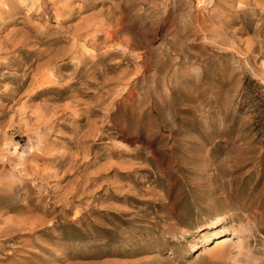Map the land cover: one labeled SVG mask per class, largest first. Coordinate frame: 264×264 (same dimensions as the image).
<instances>
[{"label": "rangeland", "instance_id": "1", "mask_svg": "<svg viewBox=\"0 0 264 264\" xmlns=\"http://www.w3.org/2000/svg\"><path fill=\"white\" fill-rule=\"evenodd\" d=\"M19 1L0 17V264H264V0ZM85 21L97 42L121 28L79 40L97 55L74 74Z\"/></svg>", "mask_w": 264, "mask_h": 264}, {"label": "bare ground", "instance_id": "2", "mask_svg": "<svg viewBox=\"0 0 264 264\" xmlns=\"http://www.w3.org/2000/svg\"><path fill=\"white\" fill-rule=\"evenodd\" d=\"M23 4V1H19V0H0V12H1V15L0 17L4 14H16V13H19L20 10H21V6ZM7 6V7H5ZM40 7V10H38L37 13H35L36 15H44V14H47L50 10V7L48 6V3H44L43 6H39ZM36 11V9H35ZM120 24H118V27L114 28V29H107L105 30V36L103 38L100 39V41L97 42L96 39H94V35H92L89 31L90 30H94V31H97V27H95L91 22H88V21H85L83 24L81 25H77L74 27V30L73 32L76 33V37L74 38L73 42L70 44V46L66 49V54L68 56H73V58H76L78 57V61L75 62L74 64V68H73V73L74 74H77L79 73V71H82L85 69V67L87 66V63L95 60V57H96V53H89V54H83L80 52V47H79V40H83V39H87V42H89L91 45H94V46H98V45H101V44H105L107 39H110V38H114V37H117V34L120 30ZM114 49V48H113ZM112 49V50H113ZM110 48L109 49H106L105 51V57L111 55V54H114L116 53L115 51H112ZM125 55H127V53H125ZM51 62V58H49L47 61H46V64H50ZM64 66H67V65H64ZM146 66H148V62L146 63ZM162 69V68H161ZM160 69V70H161ZM46 81H50L48 78H45L44 79ZM112 80L111 79H101L97 85H98V88H97V91H101L104 87V85L106 84H109ZM116 83H119V79H116L115 80ZM66 84H68V82H66ZM72 85V83L70 85H64L62 84V86H58L57 89L56 88H52L50 86H43L41 89H39L35 94L34 96L35 97H40L42 94L46 93V92H60L62 95L65 93V91L67 90V88H69L70 86ZM111 91L112 89L111 88H108L105 90V94L106 96H103L102 97V100H107L111 97ZM96 92V93H98ZM136 91L134 88H126V91H125V97L127 96L128 98L132 97L133 95H135ZM62 95H60L59 97H62ZM124 97V99H125ZM126 97V99H127ZM139 99L142 100V96L140 95L139 96ZM87 112L88 114H94V113H97L99 112V110H95V109H92V108H88L87 109ZM99 138H102L101 136H99ZM115 154H112V156H114ZM111 156V155H110ZM109 167V165H108ZM127 176V174H123V177ZM224 223L223 222H213L210 226L211 229L213 228H217L221 225V227ZM235 236V234H233L232 236H230V234H225V235H222L220 237H217L215 240H214V245L212 247H214V251H213V254L217 255V256H220L222 254H224L228 248V245L233 241L232 237ZM13 237H10L9 240H11ZM240 241V240H239Z\"/></svg>", "mask_w": 264, "mask_h": 264}]
</instances>
